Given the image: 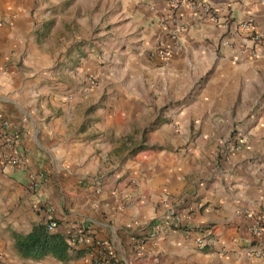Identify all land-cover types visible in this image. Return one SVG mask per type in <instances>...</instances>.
I'll use <instances>...</instances> for the list:
<instances>
[{"label": "crops", "instance_id": "0c3cea01", "mask_svg": "<svg viewBox=\"0 0 264 264\" xmlns=\"http://www.w3.org/2000/svg\"><path fill=\"white\" fill-rule=\"evenodd\" d=\"M66 1L0 0V111L19 139L11 153L26 164L0 170V253L12 264H93L88 255L20 256L14 233L54 219L55 232L83 230L77 248L109 240L122 264H264L249 251L264 245V231L252 230L264 215V0H204L219 21L190 4L174 12L168 0H73L81 14L62 17L57 6ZM251 14L262 43L221 24ZM180 24L172 37L169 28ZM134 130L133 144L173 150L129 148L107 168ZM233 130L247 137L239 151L228 147ZM190 131L191 151L175 152ZM223 141L221 158L205 157L202 147ZM198 204L191 229L134 250L133 240L171 207Z\"/></svg>", "mask_w": 264, "mask_h": 264}, {"label": "built area", "instance_id": "2783aa9c", "mask_svg": "<svg viewBox=\"0 0 264 264\" xmlns=\"http://www.w3.org/2000/svg\"><path fill=\"white\" fill-rule=\"evenodd\" d=\"M171 10L174 12L180 10L186 4H190L195 10L201 9L206 14L210 15L213 21H219L218 9L204 0L191 1V0H168ZM255 18L251 14L247 18L243 19H227L221 22L222 25L227 27L232 25L235 30L246 31V38L254 43H262V35L255 32L254 28ZM186 28L185 25L180 24L177 28H169V32L172 37L176 38L179 32ZM154 52L162 58L167 57V50L165 48H155ZM86 80L91 87L97 85L98 78L93 74H87ZM19 142V139L12 128V122L9 116L0 111V170L6 171L8 168L15 165L25 166V160L22 157L12 155L11 151L15 145ZM247 142V137L241 133H236L230 147L231 150L239 151L243 148V145ZM203 204L190 206L185 211H181L176 207L169 209L168 215L160 216L153 220L147 227L146 231L140 237H136L133 240L134 250L140 251L149 241L154 240L161 233H166L173 230H185L191 229L190 223L193 217V213L197 208H202ZM47 229L50 232H55L58 223L56 220L51 219L46 223ZM253 232L259 236L264 231V215L260 216L256 223L252 227ZM200 237L198 244L200 248H206L209 241L207 239V232L205 229H199ZM83 230H77L75 233L69 234V243L73 247H80L83 244ZM249 251L256 257H264V245L259 248H250ZM93 264H122L119 259H116L114 255V247L109 240L96 239L94 241V247L88 254ZM0 264H12L2 253H0Z\"/></svg>", "mask_w": 264, "mask_h": 264}, {"label": "trees", "instance_id": "16d2710c", "mask_svg": "<svg viewBox=\"0 0 264 264\" xmlns=\"http://www.w3.org/2000/svg\"><path fill=\"white\" fill-rule=\"evenodd\" d=\"M160 119H157L146 130H154ZM150 145H138L132 153L148 149ZM154 148V146H152ZM15 247L23 258L41 260L47 256H52L58 260L67 262L75 258L88 255L94 244L87 248L73 247L69 243V235L60 232H50L45 223L37 224L28 234L14 233Z\"/></svg>", "mask_w": 264, "mask_h": 264}, {"label": "rangeland", "instance_id": "374dc122", "mask_svg": "<svg viewBox=\"0 0 264 264\" xmlns=\"http://www.w3.org/2000/svg\"><path fill=\"white\" fill-rule=\"evenodd\" d=\"M58 7L59 6H57V12L60 13L62 15V17H64L65 15H73V17H76L77 15L81 14V9L75 5V2L73 0L68 1V2L67 1L63 2L62 3V7L61 8H58ZM93 10H94V7L91 6L89 8V14H91V12H93ZM92 25H93V23L90 24V26H91L90 29H86L85 30L86 31V36L88 38L87 40H91V41L94 40V39H97V38H95L96 37L95 35L98 33V29L92 27ZM77 30L79 31V29H77ZM90 33H91V35H89ZM58 66L61 67L60 64ZM99 83L100 82L98 80L97 85H99ZM155 99L156 98H151V100L153 102H154ZM103 100H104V96H103ZM151 115H154V114L151 113ZM167 118H169V117H167ZM157 119H158V117L155 119V121ZM155 121H153V122H155ZM151 124L149 126H151ZM140 132H141V130H134L133 134L129 135V137H128L129 140H125L120 146H118L117 148L113 149L111 151V154H109L107 156L106 160L104 161V165L107 168L110 167V169H112V170L115 169L117 166L121 165L122 162H123L122 156L129 148H130L129 151H128L129 155H135L136 153L133 154L132 151L138 145L137 144H133V142L137 140L135 138L137 137V135ZM150 132H153V130H144L143 131L144 134H148L147 138H149V133ZM103 133L105 134L106 131H104ZM108 133H110V132H108ZM236 133H237V130L231 131L232 135H234ZM193 134H194L193 131L186 132L184 134V136H186V138H183L182 142L177 144V146L175 147V152H177V153H189L191 151V148H192L190 146V143L192 142L191 138H192ZM187 137L190 138L188 141H187ZM126 142H128V143H126ZM150 146H149L150 147L149 149H153V150L163 149V148H169V149L172 148V150H173V147H168V146L165 147V146L159 145L158 143H155V144L150 145ZM152 146H154V148ZM227 146H228V143L223 141V144H221V145L202 147L203 154L205 155V157H207L209 159H211V157H213V156H215L217 159H219V158L222 157L221 156V151L223 149H225Z\"/></svg>", "mask_w": 264, "mask_h": 264}]
</instances>
